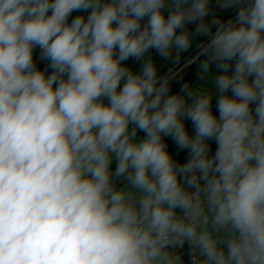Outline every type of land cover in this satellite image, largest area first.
<instances>
[{
  "label": "clouds",
  "instance_id": "clouds-1",
  "mask_svg": "<svg viewBox=\"0 0 264 264\" xmlns=\"http://www.w3.org/2000/svg\"><path fill=\"white\" fill-rule=\"evenodd\" d=\"M218 5L236 22H205L209 0L167 17L165 0H0V264H182L185 242L191 264H264V0ZM187 23L209 37L201 72L222 70L218 118L210 92L170 94L151 58L121 63L175 49L179 64Z\"/></svg>",
  "mask_w": 264,
  "mask_h": 264
},
{
  "label": "rangeland",
  "instance_id": "rangeland-1",
  "mask_svg": "<svg viewBox=\"0 0 264 264\" xmlns=\"http://www.w3.org/2000/svg\"><path fill=\"white\" fill-rule=\"evenodd\" d=\"M171 3H172V0H165V8L163 10L169 12ZM209 9H210L209 16L205 17V22H210L214 17L219 18L222 22L230 14H233L230 17L231 18L230 20L233 21V23L234 21L236 22L237 9H226V10L221 9L218 5V0L213 5H211ZM197 23H190V24L185 25L184 27V30H186L191 36V46L189 50L184 51L179 54V58H180L179 64L175 63V57L177 55L175 49L172 50V58L168 60L163 59L155 50L150 49L149 52L144 57V59L139 60V61L135 60L133 63L126 65V66L130 67L134 72H139L142 68L144 61L148 58H151L154 61L155 66L158 69V73L165 72L163 76H169L171 73H174L175 75L176 71L179 70V68L182 66L186 57L191 55V53H194V50L198 47V45L197 46L195 45V42L205 37L203 35H195V29L197 27ZM214 29H216L215 25L211 27V31ZM216 30L214 31L213 35L215 34ZM205 41H209V38H207ZM205 59L206 57L199 59L192 67H189L186 70H183V73H186L187 71L192 70V80H191V83L189 84L190 86L189 91L193 93H195L196 91L210 92L212 94V102H213L214 98L219 93L215 85V79H216L215 76H216L217 68L214 66H209L208 72L206 74L202 73L200 69V65H201V62L204 61ZM201 76L203 78H201ZM177 93H179L182 96H185L187 100V96L185 93L179 91V92H176L175 94ZM103 102L107 104V100H104ZM188 102L191 103V100H188ZM129 127L131 128V125ZM139 134L140 132L138 131L137 136H136L137 140H140ZM209 155L212 156L214 154L209 153ZM116 183L118 186H126L125 181L117 180ZM170 251L174 252L180 258V260L183 261L185 254L190 252V247H189V244L187 243V248H186V251L182 253L183 255H180V253H178L176 250H173V249H171ZM188 264H191L190 258L188 260Z\"/></svg>",
  "mask_w": 264,
  "mask_h": 264
},
{
  "label": "trees",
  "instance_id": "trees-1",
  "mask_svg": "<svg viewBox=\"0 0 264 264\" xmlns=\"http://www.w3.org/2000/svg\"><path fill=\"white\" fill-rule=\"evenodd\" d=\"M217 0H209V7L211 5H213ZM188 5H186L185 7H187ZM90 11V10H89ZM162 12L163 14L165 15V17L168 16L169 12L165 11L162 9ZM49 14H51V10L49 11ZM89 13L88 12H83V11H74L68 18V22L70 23L72 19H74L77 15H83L85 18L87 17ZM233 14H230L226 19H224L222 22L223 23H226L228 22V20H230L231 16ZM148 22V17H144L142 20H141V28H143ZM235 23V21H234ZM187 24H190V23H187ZM185 24V25H187ZM216 29L212 30L211 33L213 34L214 31ZM181 30L178 29L177 30V33L179 34ZM207 38H209L208 36H205L203 37L202 39H199L198 41L195 42V45H201ZM116 51V54L118 55V50H115ZM40 50L39 49H35L34 50V59H35V63H36V67L40 70H44L46 69V62H43L40 60ZM204 56H201V58H203ZM200 58V59H201ZM135 61V59H132V58H129L128 60L126 61H122L121 63L123 65H129L131 63H133ZM210 66H214L217 68L216 64L215 63H211ZM192 67V66H191ZM234 67H235V60H233L231 62V67L229 68V74H231L233 71H234ZM221 71L220 69L217 68V72H216V76L215 78L221 74ZM165 72L163 73H158V76H163ZM51 74V70L49 73H46V75H50ZM173 75V73H171L169 75V77H171ZM174 78H172L170 80V94H175L176 92H179L181 91V87L182 85L184 84H190L191 83V80H192V70H189L187 71L186 73H179V74H176L175 76H173ZM225 95H228V96H231L232 93L231 91L229 90L227 93H224ZM221 95V93L219 92L216 97L214 98L213 102H212V111L213 113L217 116V118L219 117V113L217 111V100L219 99V96ZM251 108L253 109V113H254V109H255V104L251 106ZM184 124H185V128H186V131L188 132V134L190 136H195L196 134V130L193 126V124L191 123V121L189 120H185L184 121ZM139 138L140 139H143L145 138V133L143 132H140L139 134ZM162 139L164 140L166 146H167V150L168 152L170 153V155L172 156V158L174 159V161H176L178 164H185L188 162V160L190 159V155H189V152L188 150H181L178 152L177 150V146L174 142V140L172 139L171 136H164L162 137ZM206 143L209 145V148H210V152L209 153H213L215 154V151H216V148L218 147L216 141L214 139H210V140H207ZM117 159L115 157L112 158L111 160V163H110V169L114 172V169L116 168L117 166ZM179 211V210H178ZM186 248H187V244H186ZM190 252H188L187 254H185V257H184V260L181 261L182 264H188V260L190 258V255H189ZM191 259V258H190Z\"/></svg>",
  "mask_w": 264,
  "mask_h": 264
},
{
  "label": "built area",
  "instance_id": "built-area-1",
  "mask_svg": "<svg viewBox=\"0 0 264 264\" xmlns=\"http://www.w3.org/2000/svg\"><path fill=\"white\" fill-rule=\"evenodd\" d=\"M209 41H204L202 44H207ZM200 45H198V47L194 50V53H191V55H189L188 57H186V59L184 60L182 66L179 68V70L176 71V74L182 73L183 70H186L187 68L193 66L200 58L201 56H199L197 58V53H198V48ZM194 61V62H192ZM174 73L171 77L175 76ZM186 244L187 242H185L184 246L182 248H175L173 250H176L178 253L182 254L186 251ZM171 250V249H170Z\"/></svg>",
  "mask_w": 264,
  "mask_h": 264
},
{
  "label": "water",
  "instance_id": "water-1",
  "mask_svg": "<svg viewBox=\"0 0 264 264\" xmlns=\"http://www.w3.org/2000/svg\"><path fill=\"white\" fill-rule=\"evenodd\" d=\"M44 62V61H43ZM46 68H47V65H46ZM50 72V69L46 71V73H49Z\"/></svg>",
  "mask_w": 264,
  "mask_h": 264
},
{
  "label": "crops",
  "instance_id": "crops-1",
  "mask_svg": "<svg viewBox=\"0 0 264 264\" xmlns=\"http://www.w3.org/2000/svg\"><path fill=\"white\" fill-rule=\"evenodd\" d=\"M180 255H183V254H180Z\"/></svg>",
  "mask_w": 264,
  "mask_h": 264
}]
</instances>
